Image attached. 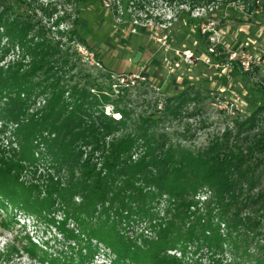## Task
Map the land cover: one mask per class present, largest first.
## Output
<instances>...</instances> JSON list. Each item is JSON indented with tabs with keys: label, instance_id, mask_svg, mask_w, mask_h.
I'll return each instance as SVG.
<instances>
[{
	"label": "trees",
	"instance_id": "16d2710c",
	"mask_svg": "<svg viewBox=\"0 0 264 264\" xmlns=\"http://www.w3.org/2000/svg\"><path fill=\"white\" fill-rule=\"evenodd\" d=\"M85 1L75 0V7L85 6ZM241 2L247 15L264 21V0ZM35 3L0 0V39L6 37L11 49L17 47L29 59L27 69L13 66L5 73L0 69V91L7 90L11 105H18L10 120L21 117L35 93L49 96L41 115L30 117L13 132L7 144L12 149L0 147V198L28 214L38 189L26 184V175L45 180L42 200L54 199L53 205L57 203L76 224L79 235L106 245L118 264H161V259L169 258L167 250L181 245L184 254L186 245L194 242L213 254L227 246L233 264H264V106L236 120L232 129L203 150L167 146L166 134L157 131L161 120L155 119L141 118L134 135L116 138L127 128L129 111L111 99V87L98 85L88 75L82 78L83 87L71 85L73 67L64 71L69 62L67 50H62L66 45L47 37L63 35L52 29L70 20V15L52 20L55 9L42 4L36 6L41 17L34 10L29 15ZM77 22L72 21L73 27ZM68 35L70 40L77 38L75 31ZM173 100L184 104L182 95ZM107 107L112 108L110 115L104 114ZM117 114L118 120H113ZM85 149L89 152L82 161ZM138 149L142 153L133 160ZM39 166L46 170L45 176H37ZM62 170L69 175L65 183L59 179ZM202 191L209 199L203 215H198V210H190L196 208L194 199ZM163 197L165 218L152 226V205ZM75 198H80L79 205H74ZM139 220L157 231L156 240L140 237L138 247L137 240L114 237L117 222L129 227Z\"/></svg>",
	"mask_w": 264,
	"mask_h": 264
},
{
	"label": "rangeland",
	"instance_id": "374dc122",
	"mask_svg": "<svg viewBox=\"0 0 264 264\" xmlns=\"http://www.w3.org/2000/svg\"><path fill=\"white\" fill-rule=\"evenodd\" d=\"M34 1L37 3L29 9V15L38 4L55 9L52 20L70 15V20L52 29L63 35L47 37L66 45L62 50H67L69 62L64 71L73 67L71 85L83 87L82 78L88 75L98 85L111 87V99H117L119 108L129 111L127 128L116 138L134 135L141 118L155 119L161 120L157 131L166 134L167 146L203 150L226 129H232L236 120H244L264 106V21L247 15L243 0H82L86 5L79 8L75 0L30 3ZM35 15L41 17L39 11ZM74 20L78 22L73 27ZM70 31H75L77 38L70 40ZM28 64L29 59L23 58L17 47L11 49L6 37L0 39L2 72L13 66L27 69ZM8 93L0 91V147L6 151L12 149L7 144L18 125L32 116L39 117L49 98L35 93L21 117L12 121L18 105H11ZM181 95L184 104L179 105L173 99ZM104 111L105 115L113 112L111 107ZM118 118L119 114L112 119ZM88 152L85 149L82 161ZM141 153L138 149L132 159ZM38 168L37 176H45L46 170ZM26 176V184L38 189L28 214L0 198V264H118L106 245L79 235L76 224L65 217L57 203L53 205L54 199L46 203L42 200L45 180ZM68 176L62 170L59 179L65 183ZM75 177L79 178L78 172ZM206 199L209 194L202 191L194 199L196 208L190 211L198 210V215H203ZM80 202V198L73 200L74 205ZM152 206L153 226L165 218L166 198ZM117 227L115 238L137 240L138 247L142 244L140 237L156 240L157 231L145 221L130 223L129 227L120 221ZM71 235L80 238L72 241ZM88 246L90 251L86 250ZM180 247L167 250L169 258L161 259V264H173L171 258L184 264H213L215 260L234 263L227 246L217 254L195 242L186 245L184 254Z\"/></svg>",
	"mask_w": 264,
	"mask_h": 264
}]
</instances>
